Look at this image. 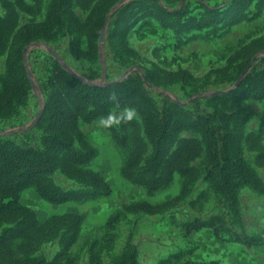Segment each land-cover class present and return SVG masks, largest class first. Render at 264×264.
<instances>
[{
    "label": "rangeland",
    "instance_id": "rangeland-1",
    "mask_svg": "<svg viewBox=\"0 0 264 264\" xmlns=\"http://www.w3.org/2000/svg\"><path fill=\"white\" fill-rule=\"evenodd\" d=\"M262 69L264 0H0V91L8 74L25 82L22 95L0 99V145L47 160L41 184L76 193L52 202L29 185L4 198L5 257L264 264V95L238 87ZM124 80L158 117H206L219 158L242 160L263 190L240 185L232 209L207 178L204 134L188 126L150 170L154 144L137 109L93 105L80 90ZM72 109L70 124L60 117ZM185 138L194 144L182 151ZM18 206L34 216L30 236H9L28 218Z\"/></svg>",
    "mask_w": 264,
    "mask_h": 264
},
{
    "label": "trees",
    "instance_id": "trees-1",
    "mask_svg": "<svg viewBox=\"0 0 264 264\" xmlns=\"http://www.w3.org/2000/svg\"><path fill=\"white\" fill-rule=\"evenodd\" d=\"M47 21H58L53 9L50 10ZM39 36H43L42 33H39ZM24 83L21 77L16 75L12 77L8 74L0 91V99L22 95ZM238 87L247 89L252 96H263L264 69L246 75L241 79ZM80 90L83 92L85 100L93 105H125L133 106L137 109L142 116L144 132L154 144V152L148 162L150 170L155 169L159 161L165 156L172 145L178 129L188 126L204 134L210 160L214 161V165L207 172V178L210 180L212 186L225 197L232 209L236 207V193L240 185L248 184L253 189L258 191L263 190L260 178L242 160L224 155L219 158L215 131L213 127L208 125L206 117L198 116L196 119L190 120L176 112L163 114L158 117L154 113L149 112V100L143 96L138 97V91L131 85L130 80H124L105 87H80ZM77 116L76 110L72 109L68 115L66 111H63L60 118L63 121L66 119L70 124H73ZM60 128L62 129V127ZM67 138H69L68 134L65 135V139ZM226 138H230V135H225L222 139L221 143L225 149L227 148ZM180 144L183 145V148L180 150L184 151L189 144H194V141L185 138L180 140ZM50 150L51 155H54L58 151V148L51 147ZM37 157V154L24 151L12 144L0 145V212L4 211L6 205L10 203H4L2 201L4 198L13 196L18 189L29 185H34L41 196L52 202H62L76 196V193H61L54 188L47 189L44 187L41 184L40 175L47 172V160L43 161ZM155 182L156 180L151 178L146 181V184L148 188H152ZM12 212L26 215L28 218L26 221L24 219L19 220L17 228L9 236H30V233H26V228L34 225L33 214L23 206L14 207ZM4 241L5 238L2 237L0 239V264H43L42 259L35 257L23 260L15 258L7 259L5 255L10 253V250L5 247ZM127 259L128 256L123 255L115 264H126Z\"/></svg>",
    "mask_w": 264,
    "mask_h": 264
}]
</instances>
